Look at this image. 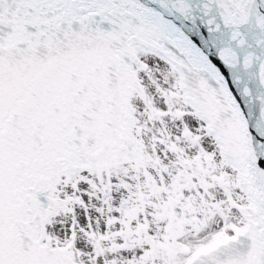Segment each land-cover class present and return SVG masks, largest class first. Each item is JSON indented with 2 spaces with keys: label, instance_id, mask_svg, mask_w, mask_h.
<instances>
[{
  "label": "snow or ice",
  "instance_id": "1",
  "mask_svg": "<svg viewBox=\"0 0 264 264\" xmlns=\"http://www.w3.org/2000/svg\"><path fill=\"white\" fill-rule=\"evenodd\" d=\"M0 264H264V0H0Z\"/></svg>",
  "mask_w": 264,
  "mask_h": 264
}]
</instances>
